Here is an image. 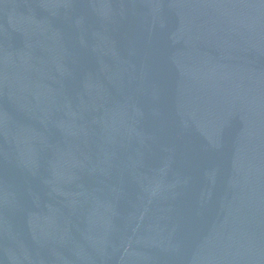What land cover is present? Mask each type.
Returning a JSON list of instances; mask_svg holds the SVG:
<instances>
[{
    "label": "water",
    "instance_id": "95a60500",
    "mask_svg": "<svg viewBox=\"0 0 264 264\" xmlns=\"http://www.w3.org/2000/svg\"><path fill=\"white\" fill-rule=\"evenodd\" d=\"M0 264H264V0H0Z\"/></svg>",
    "mask_w": 264,
    "mask_h": 264
}]
</instances>
